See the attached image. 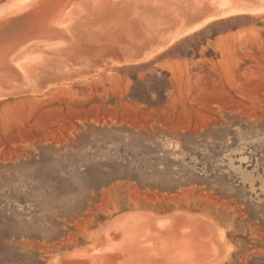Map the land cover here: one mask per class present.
Masks as SVG:
<instances>
[{
  "label": "rangeland",
  "instance_id": "1",
  "mask_svg": "<svg viewBox=\"0 0 264 264\" xmlns=\"http://www.w3.org/2000/svg\"><path fill=\"white\" fill-rule=\"evenodd\" d=\"M251 3L257 12L213 20L148 60L89 73L64 99L2 70L0 264H63L101 242L127 250L135 240L122 233L143 213L173 217L171 238L184 219L212 222L231 247L217 264H264V1ZM126 250L108 254L141 256Z\"/></svg>",
  "mask_w": 264,
  "mask_h": 264
},
{
  "label": "bare ground",
  "instance_id": "2",
  "mask_svg": "<svg viewBox=\"0 0 264 264\" xmlns=\"http://www.w3.org/2000/svg\"><path fill=\"white\" fill-rule=\"evenodd\" d=\"M14 1L9 0L6 4H2L0 8L7 7V5L11 6ZM21 1L19 7L8 10V13L4 14L5 17L3 16L1 18H8L9 13H12L8 21H5L7 24V28L4 27L5 33H3L5 37L2 34L3 43H6V45L9 44L8 46L3 45V47L5 46L4 50H9V53L5 60L4 56L7 52H3L6 54L2 59L6 62L4 61L5 63H3L2 61L0 63V76L2 77L3 70L4 74H7L12 81L20 82L22 86L36 81L35 86H40V90L43 88L40 85L43 81L48 87L46 91L48 90L53 95V98L55 96L56 98L63 97V99L67 95H74L76 93L74 91L75 83L81 81V79L93 71L98 73L102 72L104 70L103 67L109 65L115 67L123 64L143 62L155 54H159L160 51L162 52L163 49L169 47L176 41H179L187 33L198 30L213 20L244 13H255L259 9L251 3L257 0ZM32 2L34 5L33 7L30 5L28 10L32 9L31 11L33 12L30 11L29 13L28 10L21 12V6L23 4L29 5L28 3ZM260 9L262 11L263 7H260ZM1 19L0 22H2ZM33 40L35 41L27 44ZM36 64L39 70H35L37 67ZM34 71L37 73L35 74ZM99 77L101 75L98 76L97 80H100ZM2 81L0 79V85H3L1 90L10 92L11 85L5 82L3 83ZM32 84L34 86L33 82ZM37 89L39 90L36 87V91ZM40 90L37 92L41 93ZM35 100H38V98ZM61 207L63 209V206ZM59 214L62 216L60 212ZM59 214L58 218L60 216ZM131 218L136 220H132L130 225L127 224L126 230L122 233L125 239H129V237L134 238L135 241L131 245V248L126 250L124 245H108L106 249L97 250L102 245L101 242L95 247L96 253L89 250L87 252L78 251L71 256H65L63 258V264H82L80 260H86V258L90 261L88 264H114V257L116 256H110L108 253L118 252L120 250H129L132 252L137 250L141 253V256L139 255L140 257H134L136 260L134 264H217L220 259H226L229 253H231V247H228L226 243V233L212 222L208 221L207 224L203 220L198 221L196 217L195 220L193 218L184 219L183 227L187 229H184L183 236L180 235L178 237L179 229H175L174 233L177 235H173L171 238L170 232H167V229H169L173 217L159 219L151 213H143L135 215L134 217L132 216ZM127 220L129 222L131 221L129 219ZM35 221L38 220L36 219ZM107 231L105 233H108ZM164 231L166 233H163ZM7 232L6 235H8ZM10 234L13 233L11 232ZM39 235L37 236L39 237ZM116 235L119 234H116V232L113 233L112 231L108 239L116 238ZM12 236L15 237V235ZM29 236L31 237L32 235ZM153 236L156 239L163 238L162 243H165L166 248L163 250L159 248L158 250L157 247H153L157 251L150 254L148 250L151 249L148 245L151 244L150 240ZM34 237L32 238L34 239ZM32 238L30 239L32 240ZM71 239L73 238L71 237ZM101 241L105 240L102 239ZM156 243L157 240H153L152 244L154 245ZM18 244L21 246V242ZM26 245L24 244V246ZM8 246L10 245L8 244ZM69 246L71 245L69 244ZM6 248L8 247L6 246ZM10 249L16 250L14 248ZM31 250L33 251V249ZM210 250H213V255ZM193 252L199 254V256H184L186 253ZM8 259L11 262L12 258L8 257ZM5 261V264L8 263L7 260Z\"/></svg>",
  "mask_w": 264,
  "mask_h": 264
},
{
  "label": "crops",
  "instance_id": "3",
  "mask_svg": "<svg viewBox=\"0 0 264 264\" xmlns=\"http://www.w3.org/2000/svg\"><path fill=\"white\" fill-rule=\"evenodd\" d=\"M3 4H4V3H3ZM0 6H2V4H0ZM5 13H8V12H5ZM5 13H4V12H2V14L0 13V16H1V17H3V16L5 17V15H4ZM1 21H2V22H0V35H1V36H0V39H2L3 37H5V35L3 34V33H5V31H4L5 28H4V27L7 28V24H6L5 20L3 21V19H1ZM3 25H4V26H3ZM1 26H3V27H1ZM1 28H2L3 30H2ZM2 31H4V32H2ZM2 34H3L4 36H3ZM2 36H3V37H2ZM8 43H9V42H8ZM3 45H6V43H1V44H0V58H1L2 61H3V59H2L3 56L6 54V53H3V52H4V51L7 52V54H6L7 56H6V55L4 56V57H5V58H4L5 60L7 59V57H8V53H9V50H8V51H7V50H4V49H5V46L3 47ZM8 45H9V44H8ZM8 45H6V46H8ZM6 49H8V47H6ZM5 60H4V61H5ZM4 61H3V63L6 62V61H5V62H4Z\"/></svg>",
  "mask_w": 264,
  "mask_h": 264
}]
</instances>
